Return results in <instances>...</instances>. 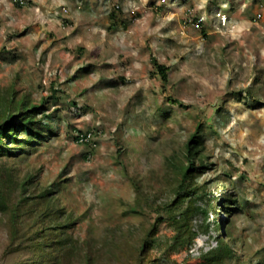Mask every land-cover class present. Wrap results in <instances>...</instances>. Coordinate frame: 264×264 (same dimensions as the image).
<instances>
[{
  "label": "rangeland",
  "instance_id": "1",
  "mask_svg": "<svg viewBox=\"0 0 264 264\" xmlns=\"http://www.w3.org/2000/svg\"><path fill=\"white\" fill-rule=\"evenodd\" d=\"M153 57L168 82L153 74ZM7 91L45 100L38 118L52 116L47 138L0 157L4 180L34 175L30 193L48 191L49 216L31 228L22 215L17 246L0 213V264L30 262L37 229L74 240L59 264H204L201 252L226 233L236 254L225 264H264V0H0ZM198 129L203 156L184 187H200L196 205L208 214L193 223L208 233L172 251L173 227L161 220L145 247L177 197L169 157L183 161ZM85 131L88 141L75 138ZM134 181L158 198L153 208L136 201ZM231 193L238 213L223 210ZM190 198L183 192L182 206ZM57 215L69 226L47 231Z\"/></svg>",
  "mask_w": 264,
  "mask_h": 264
},
{
  "label": "trees",
  "instance_id": "2",
  "mask_svg": "<svg viewBox=\"0 0 264 264\" xmlns=\"http://www.w3.org/2000/svg\"><path fill=\"white\" fill-rule=\"evenodd\" d=\"M199 19L200 18H198L197 21H199ZM152 64L154 67L153 74L158 75L164 83L168 82L169 67L159 62L155 57L152 58ZM171 100L176 101L175 99ZM45 103V100L39 105L31 103L27 96L16 99L14 91H7L5 94H0L1 158L17 156L16 154H24L28 147L38 144L39 141L47 138L46 136L48 135H46V132H52L50 129V121H44V118L50 120L52 116L44 114L42 117L38 118L39 114H43ZM201 132L202 129H198L187 141L183 161L178 162V157L174 155L169 157L173 167L177 168L176 172L181 176L175 189L177 197L173 202L169 204L166 203V216H161L158 221H155L146 230L143 238L145 247L152 248V244L155 242L153 239H155V233H157L158 222L161 220L168 221L173 227L174 234L170 245L172 251L190 249L198 235L208 233V225L204 226L203 223L195 225V223H193L199 211L203 212L205 216L208 214L207 208H199L198 205H196L197 200L203 197L199 194L198 189L200 187H193L189 190L186 189L189 187L188 185L184 187V180L186 181L193 177L198 157L203 156L200 144L204 139V135H202ZM75 138L78 140V135H76ZM200 160L202 161V158ZM35 183L36 180L34 179V175H28L20 182L13 181L12 179L6 181L3 179L2 174L0 175V213L8 216L9 228L11 230V245L18 246L24 244L19 240L23 238V236L20 235L21 229L19 227L22 215H28L27 217L34 220L33 224H31V228L34 225L37 226L40 225V223H44L45 219L49 216L46 215L45 209L41 206V202L48 198V191L43 190L37 197L35 194H31L30 185ZM133 184L136 192V201H138L139 204H146L150 208H153V206L156 205L154 199L157 201L158 198H154V195L143 188L139 181H134ZM182 188L184 189L181 191ZM183 192H187L191 195L186 206H182L179 200V196H181ZM233 196L234 195L231 193L226 197V204L223 208L225 212L230 213L238 210V207L230 205L236 200ZM236 204H239V202H236ZM172 205L174 206L172 207ZM140 211L141 210H139V213H141ZM69 224V218L65 219V221H60L57 215L52 219L51 225H48L45 229H47V231L52 230V228L55 230L61 228L65 229ZM223 224L224 223L220 225L223 227ZM41 231L42 230L37 229L33 234L28 235L32 240L31 246H33L34 256L31 261L26 264H59L61 259L67 257L71 249H74V240L66 236L65 233H62L58 238L47 241V236H44ZM228 236L229 234L227 233L224 236H217L216 245L212 246L207 251L201 252V256L205 262L204 264H225L227 260L233 259L236 253L231 242L226 239ZM57 245H60V248L55 251L54 248H56ZM47 248H50L51 251L39 253L40 249Z\"/></svg>",
  "mask_w": 264,
  "mask_h": 264
},
{
  "label": "clouds",
  "instance_id": "3",
  "mask_svg": "<svg viewBox=\"0 0 264 264\" xmlns=\"http://www.w3.org/2000/svg\"><path fill=\"white\" fill-rule=\"evenodd\" d=\"M199 21H201L202 22V20H201V18L199 19ZM91 131H85V132H83V133H81L80 134V137H79V139L78 140H80V141H88L89 140V135H91ZM235 207H237V206H235ZM239 209L236 211V212H234V213H238L239 212V210H240V206L238 207Z\"/></svg>",
  "mask_w": 264,
  "mask_h": 264
},
{
  "label": "built area",
  "instance_id": "4",
  "mask_svg": "<svg viewBox=\"0 0 264 264\" xmlns=\"http://www.w3.org/2000/svg\"><path fill=\"white\" fill-rule=\"evenodd\" d=\"M258 15H259V16H261V14H260V13H259Z\"/></svg>",
  "mask_w": 264,
  "mask_h": 264
}]
</instances>
